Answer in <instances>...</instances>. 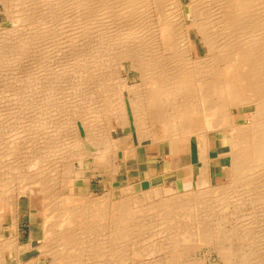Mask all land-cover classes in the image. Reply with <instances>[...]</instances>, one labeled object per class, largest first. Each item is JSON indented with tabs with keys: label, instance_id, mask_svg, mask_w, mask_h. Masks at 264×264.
Returning <instances> with one entry per match:
<instances>
[{
	"label": "bare ground",
	"instance_id": "bare-ground-1",
	"mask_svg": "<svg viewBox=\"0 0 264 264\" xmlns=\"http://www.w3.org/2000/svg\"><path fill=\"white\" fill-rule=\"evenodd\" d=\"M50 1L51 0H0V3L5 10L9 11L10 9L12 11L11 13L15 16L18 13L19 15L23 14L22 17L25 18L36 12L37 9L35 4L40 2L41 7H43ZM60 1L61 0H59V3ZM87 1L88 0L73 1L78 13L76 15L79 17L78 22L75 20L77 23L73 21L77 26L75 27L74 25L73 27V34L76 37L73 36V38L77 39V41H82H79V43L84 42L85 44L87 42L86 39H88L87 37H91L88 42L92 41L94 44L93 46L95 48L97 47L96 50L93 51L94 47L87 42V44L92 47L93 51L90 56L91 62L85 65L83 61L84 58L83 60L80 59L82 56L84 57V54H81L77 47L82 46V44H78V46L76 44L77 41L76 43L70 41L72 38V36L70 37L72 33L70 28H72V26H67L66 24L68 23L65 20L66 23H59L58 25L60 27L66 26L62 29L67 35L65 36V39L67 37V45L63 43L65 42L64 40L61 42L62 40H59L60 38L58 37L59 41H57V39L53 40V29L51 32L53 34L52 37L49 34V42H51L52 39V43L53 41L60 42H56L55 45H60L62 43L65 44L66 47L69 46L74 53L73 57L77 56V62H74L72 65V68L75 70L68 71H73L74 74V71H76V73L78 72L77 74L80 75L78 76L75 74V79L72 82L73 86L71 85L73 90L70 89L72 91H81L83 95L81 93L76 95L75 93L78 97L75 96L76 98L74 99L73 93L69 95L70 97H66V99L58 97L59 100L56 101L58 103L55 101L52 103V99L49 100L50 97L46 98V96H51L50 93L47 94L45 99L43 98L44 101L42 100L43 103H45L43 105L47 107L48 110L50 109V111H48L50 116L61 115V118H56L55 123L60 124L59 122H61L60 125H62L65 121L68 125L67 127L64 126L68 129L64 131L63 125L61 126L63 129H58L57 126L50 130L47 128L49 131L47 130L48 132H45L46 136L37 138L38 140L42 139L41 147H35L33 143L29 144L27 137L31 130L35 132L42 128L47 117H50L44 114V118L41 116L40 118L33 119L35 122L24 127V135H22L20 139L17 140L16 136L15 138L12 136L13 139H10V144L8 146L5 145L6 147L0 150V213L7 211L10 215L11 223L16 225L18 210L23 197H27L29 206L33 204L34 196L38 193L43 195V198H47L48 201L46 204L44 203L41 207L39 206V209L49 205L53 207L56 214V219L53 218L55 222L50 224V227H46L45 231L47 234L49 229L54 228L55 230L56 242L54 245L52 244L54 247L51 248V253H49V255L52 254L53 261L51 264H53V262L54 264H74L75 262H82L81 260L84 256L87 259L91 257L96 258L97 260L95 261H98L99 258L101 264L103 261H106L107 264H109V261L114 263L113 261L119 258L120 251H126V248L129 249L130 242L123 239L128 234H131L129 233L130 230L127 231L128 228L133 227L142 229L144 226L146 227L148 223L149 225L152 223L154 226L160 225L158 227L165 226L164 228H169V230L171 226L178 227L180 225H183V228H190V236H195V239L191 241L195 243L194 245H196V242H205L215 238L217 232L213 235L209 233L206 226L204 227V224L201 225L202 223H199L200 220L204 221L209 217H213L217 211H219V214L214 215V217L216 216V221H218V218L223 219L225 213H221V211H223L225 207L227 208L229 204L234 207V211L239 207L237 205L241 206V204H243L240 202H249L251 204L253 199L255 202L257 199V202L260 200L261 203L264 202V195L260 194L262 195V197H260L259 194V196L254 194L258 191H260L258 193L264 191V0H185L186 2L183 0H89V5L91 4L94 6V8L90 7L92 10L88 7ZM52 2L54 3V0ZM184 2L190 6L189 18L193 24L192 29L199 35L200 41H202L201 51L199 54L195 55L192 51V41L189 37L190 33H188V30L191 28L186 20ZM63 4L62 2L60 5L62 6ZM56 5L57 2L55 3V6ZM52 7V10H55L54 6ZM57 8L59 9L58 6ZM75 9L73 10L75 11ZM9 16L12 15L9 14ZM77 16L74 17V19L78 18ZM70 19L69 21H71ZM40 20H42V18ZM89 20L92 22L90 28L94 30L99 28L95 34H91L90 36L88 34L90 33L88 32L90 31L88 30L89 23H87ZM52 24L56 25L57 23ZM69 24L71 25V23ZM59 26L57 27L56 25L57 28H59ZM53 28L55 27L53 26ZM41 29L42 28H34L31 33H27L29 30L27 32L24 30L26 34L22 26L14 28L13 31L15 32L13 36L15 38H13L15 40L12 39L17 43V45H15L16 53H23L28 56L30 55L29 53L33 52V50L31 52V49L35 48L34 44H31L33 43L32 40L35 41L34 43H39L42 40V42L48 41L46 38L48 35L46 32L47 30ZM10 30L0 28V50L2 53L5 49V47L1 49V47L4 46L2 44L9 38L8 33H10ZM61 33L58 32L60 35ZM58 34L56 35L55 33V36H58ZM63 37L64 36H62V38ZM10 43L12 44V42ZM7 46L9 47L10 45L7 43ZM12 46L13 44L11 48L14 47ZM31 46H33V48ZM83 47H81V49ZM86 47L88 48V46ZM69 48H66L67 51ZM59 49L61 51L64 48ZM6 50L8 51L9 49ZM13 50L15 52V48ZM37 50L36 52L34 51L35 54H32L37 55V58L43 56L45 59L43 55L44 51L42 50V52L41 49ZM56 50L54 51L56 52ZM71 51L69 50V53ZM103 51H109L114 54L112 56L114 60L117 61V68L121 69V71H124V69H126V71L134 70V77L136 80L132 83H125L124 85V80L128 79L126 75L127 78L117 82L118 86L115 82L116 86H114V84L113 88H111L112 82L110 83V78L109 80L107 78L108 72L106 74L104 73L105 76L107 75L106 77L104 76V78L107 79L101 78L103 77L104 71L100 67L106 59L104 61L103 58L102 62V59L96 52L101 54L100 52ZM48 52L47 54H49ZM51 52L48 57L52 54ZM2 53L0 54V59L4 58L2 56H4L5 53H3V55ZM58 54L54 57V54H52L51 57L55 60ZM33 55L31 57H33ZM88 55H90V53ZM59 57L61 59V56ZM16 58V62L13 61L12 64L8 63L7 67L6 64H4L6 62L3 61L5 58L2 60L5 69L7 68L12 76L15 75L17 71L23 69L21 65L22 59ZM37 58L32 59L35 60ZM99 58L101 60H99ZM18 59L20 63L17 62L19 61ZM62 59L65 58L62 57ZM90 59H88V61ZM31 60L30 62H32ZM38 60H40V57ZM80 60L83 61L82 63L84 64H81ZM40 62L41 60L38 63L40 64ZM107 62H112V59ZM36 65L38 64L35 62L33 65L34 67H30H33L32 70H27V77L37 76L35 73H39L40 71L36 72ZM62 66L64 67V65ZM41 67L38 69L40 70ZM51 68L52 67H50V69ZM14 70L16 71L15 74H13ZM56 71H54L55 74H57ZM20 74L22 75V73ZM52 74L51 76H54ZM3 76H5V74ZM15 76L13 78H15ZM71 76L74 78L73 74H71ZM6 77H8V75L3 78ZM29 79L30 78H28V80ZM5 80H3V82ZM10 82V84L14 85L12 81ZM19 82L20 81H18V83ZM81 82L87 84H84L82 88ZM60 83H63V81ZM17 86L16 90H20ZM84 87H86V89H84ZM71 90L69 91L68 89L67 91L71 93ZM67 91H65V93ZM63 94L60 95L63 96ZM126 99L129 101L133 118L132 124L134 125L136 131L135 136L138 142L144 140L154 142L157 140L160 148L166 149L169 156L171 154H178L179 145L181 146L187 143L193 135L205 139L210 132L216 130L223 132V130H226L225 135H228L231 140L230 151H233L231 161L234 166V173H236L235 178H237L239 182L237 185H242L241 189L252 187L250 190H254V193L249 192V190L247 192L246 190L247 193L244 194L243 190L242 192L239 190V193L235 192V195H231L234 191L231 192L228 190L229 188L222 187L215 190V194H213V192L208 190V187L214 185L208 183L206 176L204 179L202 178L203 180L199 185L200 187L197 188L198 193H195L197 189L194 193H192L193 189H186L182 192H178L181 194L178 196L172 194L173 196L170 197L158 198L159 195H161V186L154 184L143 191V198L139 199L136 195L130 194L116 201L117 204L114 207L111 205L109 206L106 202L109 196L94 199L89 196L87 197L86 195L88 193H86V195H83L84 193L82 195L59 193L61 186H73L76 179L79 180V178H83V173L86 171L85 165L88 164V162H92L93 165L96 164L94 168L98 170H106L107 168L114 174L115 170L118 169V163L117 165L114 164V162H117L119 159L118 151L122 150L125 160L127 159L125 156L126 148L121 147L120 143H129L130 140L131 146L135 147L133 135L131 132H127V134L120 138L115 137L114 130L112 129V121L119 123L121 125L120 129L130 124L126 113ZM80 102H82V104L83 102L84 104L85 102H89L90 105L86 103L89 105L88 109H94L92 112H89L90 118L83 116L86 115L84 114L85 112L82 115L80 109L83 105H79ZM1 105L5 104L3 103ZM6 105L8 106V104ZM40 107H42V105H40ZM239 107L242 108L241 116L234 115L232 110L236 111ZM42 110L44 111L45 109L43 108ZM45 113L47 114V112ZM81 116H83V118H81ZM4 117H7V115ZM84 118H88V122L86 121L87 124L81 125V123L83 124L86 120L82 122ZM41 125L43 126L41 127ZM154 126H158L160 131L158 137L152 132V127ZM34 132L33 134L38 131ZM33 134L30 133L31 136ZM64 136L68 137L67 142L64 140ZM33 137L36 138V135H33ZM35 138H33V140ZM191 144L192 143H190V145ZM57 146H59L60 149H58ZM90 147L94 153H89L88 148ZM3 151L5 152L3 153ZM7 157H10V160L7 159ZM5 159L8 161L6 162ZM205 160L206 159H204V161ZM65 169L69 174L64 173L63 176L61 174H63L62 172H64ZM53 174L58 176L59 179L57 178V180H59V184L57 186L55 184L54 187L51 185L50 187L48 186V180ZM55 176L53 175V178H55ZM201 177L203 176L201 175ZM53 178L50 182L56 180ZM260 179L262 181H260ZM237 180L235 179L233 182L237 183ZM228 183L231 185V182ZM230 185L227 184L226 186ZM234 187L236 189L240 188L238 186L236 187L235 184ZM255 188L257 190H255ZM232 196L236 199L232 200ZM103 200H105V203H103ZM80 201H83L85 204L79 206L77 203ZM98 204L104 205L100 206ZM262 207H264V205H262ZM262 207H260L261 209H259V211H257V208L250 211L251 218L246 221L248 223L245 224L242 222L244 228L243 234L240 236L248 238V240L245 243L246 245L244 244L245 246H242L243 250L241 252L238 251L235 246L234 248L230 247L231 249L228 251L229 255H227L228 258H230L231 255L236 254L237 256V253H239L238 255L241 253L240 256L242 257L240 258L243 261L242 264H264V208ZM239 208L236 209L237 212L240 211ZM50 210V212L53 211L52 209ZM247 213L249 212H246V214ZM49 214L51 215L52 213ZM47 218L46 216V220ZM110 218L113 219V222L110 220V226L109 224L108 227L102 225L104 220ZM124 221L128 222L127 224L125 223L126 226L119 227V223ZM179 221L182 222L180 225L178 224ZM144 223L147 224L145 225ZM153 225L152 227H154ZM240 225L238 227H240ZM104 226L106 228H104ZM166 226H168V228ZM102 227L104 228L103 232L100 230ZM231 227L234 228V226ZM226 229L228 231L230 230L228 227H226ZM99 231L102 233L101 236ZM223 231L221 232L223 233ZM234 231V229L230 231L232 236L235 235ZM1 234L0 264H7L5 251L8 249H11L13 254L19 257L20 260V252L22 250L18 252L20 247H18L17 237L12 234L7 236ZM181 234H183L184 237L188 235L182 232ZM179 236L182 235L176 232L175 237L172 236L170 240H166L165 245L157 247L159 250H157V248L153 251H149L147 248L146 250L144 249L143 253L148 252V254H150L151 251L154 254L156 252L158 254V251L164 252V254L161 253L163 257L159 258V256H157L154 260L152 259L153 261L150 262V264H180V253H182V250L185 248L180 249L181 247H179V245L182 240L181 237L179 239ZM237 236H239V234ZM252 239L257 240L253 241ZM52 241L54 242V240ZM187 242H189L188 239ZM48 245L51 247V244ZM130 253L132 252L128 253L126 259H128ZM152 253L150 255H152ZM146 254L147 253H144V256ZM238 259L239 258H236L234 261ZM17 260L15 259L16 262ZM120 261L122 262L123 260ZM104 262L103 264H105ZM237 262L235 261L234 263ZM22 264H33V260H27Z\"/></svg>",
	"mask_w": 264,
	"mask_h": 264
},
{
	"label": "rangeland",
	"instance_id": "rangeland-1",
	"mask_svg": "<svg viewBox=\"0 0 264 264\" xmlns=\"http://www.w3.org/2000/svg\"><path fill=\"white\" fill-rule=\"evenodd\" d=\"M52 1L53 0H51L49 3H47L43 7H41V3L40 2L39 3L37 2L38 4H35V7H36L37 10L33 14L34 16L32 14L30 16L28 15L30 18L28 16H26L25 17L26 19L24 17H22L23 14L22 15L20 14L21 15V18H20L19 13L16 14V16H15L13 13H11L12 11L10 9H9V11L8 10H5V8H3L2 4L0 3V28H4V29H7V30L8 29L9 30L12 29V30H10V33H8V35H9L8 36L9 38H7L8 40L6 39V41H4V43L2 44L4 46H2L1 49H4L3 47H5V49L3 50V53H5V54L2 57H4L5 59L4 58H3L4 60L3 59H0V61H1L2 64H3L2 60L4 62H6L4 64H6V67H7V64L8 63H11L12 64L13 61L16 62L15 61V60H17L16 57H18L20 60L22 59L21 60V62H22L21 65L23 67V69H22L23 71L22 70L17 71L18 74L22 73V75L20 74L21 76L18 75L17 73H16L17 74L16 75L15 74V72H16L15 70H14V73L13 74H15L16 76L15 75L12 76V75H10L11 72L7 68L6 69L8 71L5 69L4 64L2 65L0 63V70L1 69L3 71L6 70L5 72H3L2 70L0 71V77H2V78H0V98H1L0 105L3 104V103L5 104V105H1V107H0V134H2V135H0V150L1 149L3 150L4 147L8 146L10 144V142H9L10 139L12 140L13 137L15 138V136H16L17 140L20 139L22 137V135H24V132H23L24 131V127L26 125H28V124H32V122H35L33 119H36L38 117L40 118L41 116H42V118H44L45 115L46 116H50V114L48 113V111H50V109L48 110L47 107H45L43 105V104H45V103H43V101H44L43 98L45 99V96L47 94L50 93L51 96H48V97L46 96V98H49L50 97L49 100L52 99L53 101L51 100V102L53 103L54 101L56 102L57 100H59L58 97H63V99L64 98L66 99V97H70L69 95H72L74 93L73 97L75 99L76 97H78L76 95L81 93L80 90H79L80 92H78L76 90L75 91H72L73 89L71 87V85L73 86V83L72 82L75 79V74L78 75V76L80 74H77L78 72L76 73V71H74L75 74L73 73V71H68V70H75V69L72 68V65L74 64V62H77L76 61V59L78 60V58H76L77 56H74L73 57V54L74 53L71 51V47L70 48H69V46L66 47L65 44H62V43H61L62 44L61 47H60L61 44L60 45L59 44L58 45L57 44L55 45V43L57 41H59V40H62L61 42H63V40H64L65 42H63V43H66V45H67V37L65 39V36H67V35H66V32L63 31V29H62L64 27H66V26H63L64 25L63 24V25H61L63 27H60L58 25L59 23H61V24L62 23H66V22L68 24L71 23V25L70 24L69 25L66 24L69 27L72 26V28H70L71 29V32H72L71 33L72 35L70 34V37L72 36V38H71L72 40L70 38L69 39H70V41H72V43H76V41H77V39H74L73 38V36L75 37V35L73 34L74 33L73 27L79 21V17L76 15L78 13H77V11L75 9V6H74L75 0H64V1L61 0L60 3H59V0H54V3ZM55 1L57 2V5L56 6H55V3H56ZM183 1H185V0H183ZM62 2L64 4L61 6L60 4H62ZM72 2H73V4H72ZM87 2H88L87 4H88V7L89 8L90 7L94 8V6H92L91 4H90L91 6L89 5V3H90L89 0ZM185 2H184V4H185V16H186V20L188 21V24L190 25V28H191V29L188 30V33H190L189 34V37H190V39L192 41V51H193V54L195 55V54H199L200 53L201 47H202V43H201L202 41H200L199 35L197 33H195V31L192 29L193 24H192V22L190 21V18H189L190 6L187 5ZM52 6H54V9L55 10H52L53 9ZM57 6L59 7V9L57 8ZM72 8L75 9V11ZM92 8H90V9L92 10ZM50 11H52V12H50ZM71 13H73V14H71ZM9 14L12 15V16H9ZM35 14H38V15H35ZM75 15L78 18H75L74 19V17H76ZM39 18L40 19L42 18V20H40ZM56 18L59 19V20H57ZM55 19H56V21H55ZM69 19L71 21H69ZM73 21H75L76 23L73 22ZM28 22L29 23L32 22V23L29 24ZM52 23H54V24L57 23L56 25H57V27L59 26V28H57L56 25H53ZM87 23H89V26H88V30H90V31H88V32H90V33H88L89 36L91 34L92 35L95 34V32L99 28L98 29L96 28L95 30L93 28H90V26H91L90 24L92 23L90 20ZM21 26L23 27V31L24 30H26V32L28 30L30 31V32L28 31L27 33H31L34 28H39V29L42 28L43 30L45 29V31L47 30L46 32L48 33V35H47L46 38L48 39V41L45 38V40H46L45 42H42L43 40L41 39L42 41L39 42L40 41L39 40L38 41L39 43H34L35 42L34 40H32L33 43H31L32 45L34 44V47H35V48H33V46H31L33 48V49H31V52L33 50L32 53L35 54V52H36L37 49L38 50L41 49V51L43 50L45 52L44 53L42 51L45 59L43 58V56H39L40 57V60H41L40 64L38 63L40 60H38L39 57L38 58L36 57L37 55H33L32 53H29L30 55L27 56V55H24L22 52H21L22 54H19V53L17 54L16 53V47H15V45H17V43H16V41H14L15 40L14 39L15 37L13 36V34H14L15 31H13V29L16 28V27H21ZM53 26L55 28H53ZM75 27H77V26L75 25ZM27 28H29V29H27ZM52 29H53V32H52ZM54 29H56L57 31L61 29L62 31L61 30L58 31L59 33L62 32L61 35L58 34V32L56 30H54ZM72 29H73V31H72ZM51 32L54 33L53 40L54 39L55 40L57 39V41H53V43H52V39H51V42H49L50 41L49 36L51 35V37H52V35H53ZM64 32H65V34H64ZM55 33H56V35L58 34V36H55ZM11 34H12V36H11ZM10 36H11V40L14 39L13 40L14 42L10 40ZM25 36H23V37H25ZM62 36H64L63 37L64 39L62 38ZM54 37H56V38H54ZM57 37L60 38V39L58 40ZM87 38L88 39H86V40L88 42V40H90L91 37H87ZM9 41L12 42V44L14 46V47L12 46L13 48H11V45L12 44ZM79 41L80 40H78L76 44L77 45L78 44L79 45L82 44V46H79L78 45L79 47H77V48H79L78 50H80L79 52L81 54H84V57L81 55L82 58H80V59L83 60V58H84L83 61H84L85 65H87L89 62H91L90 56H91L92 52L96 50L97 47L95 48L93 46L94 44L92 43V41L88 42V44H90L91 46L94 47L93 48V51H92V47L90 45H88L87 42L84 44V42L83 43H79ZM6 42L8 43V45H10L9 47L7 46V43ZM80 42H82V41H80ZM42 43L43 44L45 43V44L43 45ZM57 43H60V42H57ZM83 44H84V47H83ZM86 46H88V48ZM81 47H83V48L81 49ZM14 48H15V52L13 50ZM59 48H64V49H62L63 51L62 50L60 51ZM66 48H69L68 51H67ZM6 49H9V50L7 51ZM53 49L54 50L57 49L59 51L56 50V52H55ZM48 50H49V52H48ZM69 50L72 53L71 52L69 53ZM89 50H90V52H89ZM51 51H53L55 53H53ZM0 52L2 53L1 50H0ZM47 52L49 54H50V52L52 54H54L53 57L56 56V54H58L60 52L58 54V56L56 57L58 60L56 58L54 60V58L51 57L52 54L50 55L51 58L48 57L49 54H47ZM62 52H64V53H62ZM3 53H2V55H3ZM86 53H87V55H86ZM89 53H90V55H88ZM100 53L101 54H99L98 52H96V54L98 56H100V58L102 59V62H103V58H104V61L106 59L105 62H103V63L101 62L103 65H101L100 68H102L103 71H104L103 72V77H101V78H103V79H107L108 78V80L110 78V80H109L110 83L111 82L113 83V84L111 83V85H112L111 88H113V85L115 84V82L117 84V82L120 81L121 79L127 78L126 75L128 76V79H125L124 80L125 81V82H123L124 85H125V83H132L133 81L136 80L135 77H134L135 76V71L134 70L126 71V69H124V71H121V69H118L117 68V66H118L117 65V61L114 60V58L112 56L114 54H112V52L103 51V52H100ZM32 55H33V57H31ZM107 55H108V57H107ZM26 56L28 57V59H27ZM29 56H30V58H29ZM59 56H61V59H60ZM85 56L86 57L88 56L87 59H86ZM62 57L65 58V59H62ZM14 58H16V59H14ZM32 58L33 59L34 58H37V59H35L36 60L35 61ZM41 58H43V59H41ZM100 58H99V60H101ZM88 59H90V60L88 61ZM111 59H112V62H107V61H110ZM20 60L17 61V62L20 63ZM30 60L33 63L30 62ZM42 60H44V61H42ZM54 61H56L57 63L54 62ZM83 61H81V64H84V63H82ZM35 62H36V64H38V65H36V67H37L36 72L37 71L38 72L40 71L41 73L40 72L39 73H35L37 75V76L34 75L35 78L33 76H30V77L28 76L27 77L26 74L28 73L29 70H32V68L34 67L33 65H34ZM55 63H56V65H55ZM24 64H26V65H24ZM39 65H41V66L42 65H45V66H42L41 67ZM62 65H64V67ZM31 66H33V67L30 68ZM65 66H66V68H65ZM39 67H41L42 69L40 68V70H39L38 69ZM50 67H52V68L50 69ZM46 69H47V71H46ZM56 69H57V71H56ZM65 70H67V71H65ZM42 71H43V74L45 73L44 75L42 74ZM54 71H56L57 74H55ZM62 71H63V73H62ZM60 72H61V74H60ZM107 72H108V77L107 78H104V76H105V74ZM50 73L51 74L53 73L52 75H54V76L56 75V76L55 77L54 76H51ZM4 74H5V76L8 75L9 78L8 77L3 78V77H5V76H3ZM71 74H73L74 78L71 76ZM14 76H15V78H13ZM10 78H12V79H10ZM28 78H30V79L28 80ZM40 78H42V79H40ZM68 78H70V79H68ZM2 79L3 80L6 79V80L3 82ZM21 80H23L24 83ZM10 81H12V83L14 85L10 84L11 83ZM18 81H20V82L18 83ZM61 81H63L64 84L63 83H60ZM122 81H121V83H122ZM51 82H52V84H51ZM70 83H72V84H70ZM80 84H82V88H83L84 84H87V83H85V82L82 83L81 82ZM116 84L114 86H116ZM17 85H19V86H17ZM5 86H6V88H5ZM16 86L20 90H16ZM117 86H118V84H117ZM14 87H15V89H14ZM3 89H5V90H3ZM52 89H53L54 92L52 91ZM68 89H69V91L71 90L72 92L71 93L68 92L67 91ZM84 89H86V87H84ZM58 90H59V92H58ZM55 91H56V93H55ZM60 91H61V93H60ZM65 91H67V92L65 93ZM43 92L44 93L46 92V93L44 94ZM59 93L60 94H63L64 93V94H63V96H61ZM75 93H76V95H75ZM114 96H116V95H114ZM3 97H5V98H3ZM55 97H57V98H55ZM78 99H80V98H78ZM35 100H36V102H35ZM41 102H42V104H41ZM56 103H58V102H56ZM86 103H89V102H85V104ZM6 104H8V106ZM85 104H84V102H83V104H82V102H80L79 105H83V107H81L80 111H82V115L85 112L84 114H86V115H83V116H87L88 118H90L89 117L90 116V113L89 112L90 111L92 112L94 109H91L90 108V110H89L88 109V106L90 105V103H89V105L86 104L87 106ZM40 105H42V107H40ZM43 108L45 109L44 111L47 112L48 115L42 110ZM126 113H127V117L129 119L130 124L129 125H126L125 127H123V128L120 129L121 125L119 123H115L114 121H112V129L114 130L115 137H119V138L122 137L123 135L127 134V132L128 133L129 132L132 133V135H133V143H134L135 147L134 146H131L130 140H129V143H122V142L120 143V146L121 147L126 148L125 156H126L127 159L125 160L122 150L121 151L119 150L118 151V157H119V159H118L117 162H114V164H116V165L118 163V169L115 170V173L114 174H112V172L110 170H108L107 168H106V170H103V169L102 170L101 169L98 170V169L94 168L96 164L93 165L92 162H88V164L85 165L86 171H84V173H83V175H84L83 178H79V180L76 179L73 186H71V185H63V186H61L60 187L61 189L59 190V193H63V194H81V195L83 193H84L83 195H86V193H88L86 196L87 197L89 196L90 198H94V199H96L98 197H104V196L107 197V196H109V199L110 200L108 199L106 202L108 203L109 206L111 205L112 207L116 206V204H117L116 201H118L120 198H123L125 196L130 195V194H132L134 196L136 195L137 198H139V199L140 198H143V191L145 189L149 188L151 185H154V184L161 186V192H160L161 195H159L158 198H163V197L166 198V197H170V196H173V195L174 196L181 195L178 192H176L174 189L171 188V186L169 185L168 181H166V182L164 181L163 182L162 179H160L155 174L156 170H157V173H158L159 167L162 165L163 160L168 161L169 159H175V157L178 154H176V155L175 154H171L169 156L168 153H167L168 151L166 149L160 148L159 142L157 140L154 141V142H151L149 140H144L142 142H138V140H137V138L135 136V134H136L135 132L136 131H135L134 125L132 124L133 118H132L131 109H130V106H129L128 99H126ZM232 113L234 115L241 116L242 108L239 107V108L236 109V111H233L232 110ZM6 115H7V117H4ZM83 116H81V118H83ZM56 118H61V115L60 116H55L54 115L53 117L51 115L49 118L47 117L45 123L43 124L44 126L41 125V127L42 126L43 127L40 128L39 130H37L38 132L35 131L37 133H35L33 130H31V132L29 131L31 134H33V132H34L35 133V134H33L34 136L36 135V138H35V137H33V135L31 136L30 133L28 132L29 133V136H28L29 139L27 137V141L29 142V144L30 143H33L35 147H41V145H42V141L41 140L42 139L38 140L37 138H39L40 136L41 137H45L46 136V133L45 132H48L51 128H56V126H57L58 129L59 128L60 129H63V127H64V131H66V129H68V128H65V126L67 127V125H68L67 122L64 121L63 124H62L63 127H61L62 126V125H60L61 122H59L60 124L55 123L56 122L55 121ZM88 118L87 119L86 118L82 119V122H83V120H85V119L86 120H85V122H83V124L81 123V125L87 124ZM13 120H15V121H13ZM57 122H58V120H57ZM154 127H152V132L155 135H157V137H158L160 131L158 129V126H156L155 128ZM41 132H43V133H41ZM223 132L225 134L226 130H223ZM32 137L35 138V139L33 140ZM228 139H229V143H230L231 140H230L229 136H228ZM64 140L67 142L68 141V137H65L64 136ZM35 142H37V143H35ZM38 142H40L41 144L38 143ZM183 145L184 144H182L181 146L179 145V150L183 147ZM62 146H66V145H62ZM57 147H58V149H60L59 146H57ZM132 148H134V149H132ZM88 150H89V153L90 152L91 153L92 152L94 153V151L92 150L91 147L88 148ZM4 152L5 151H3V153ZM232 152H231V155H232ZM137 156H138V161L139 162H141L144 159V157H146L149 161L151 160V163L152 164H150V163H148V164L147 163L146 164H141V163L139 164L138 163L137 164L136 163ZM9 158L10 157H7V159H9ZM7 159H5L6 162L8 161ZM231 167H232V170H231ZM233 167L234 166L232 165V161H231V165H230V167H228L227 177L224 179V181L222 183H220L219 185H214V186L208 187V190L211 191V192H213V194H215L214 193L215 190H218V189L224 187V188H227V189L229 188L228 190H230L231 192L234 191L231 195H235V192L239 193L240 192L239 190H241V192L243 190L244 194L247 193L248 190H249V192H253L254 193V190L253 191L250 190L252 187H246V188L241 189V186L242 185H240V184L237 185L239 182H238L237 178H235L236 177V175H235L236 173H234V168ZM69 168H70V166H69ZM62 173L63 174H61V175H63V176H64V173L69 174V172L66 169ZM53 175L55 176L56 174H53ZM53 175H51L52 177L51 176L49 177L51 180L50 179L48 180V186H50V187H51V185L54 187L55 184H56V186L59 184V180H57L58 176L56 175L57 177L55 176V178H53ZM143 176L144 177L145 176H147V177L149 176V177H151V179H145V178H143ZM154 176H156V177H154ZM52 178L53 179H56L57 181L54 180V182H50V181H52ZM231 179H232V181H231ZM235 179L237 180V183L236 182L235 183L233 182V181H235ZM260 181H262V180L260 179ZM228 182H231V185ZM227 184L230 185V186H226ZM234 184H235L236 187L238 186L240 188L236 189L234 187ZM209 188H211V189H209ZM195 190L196 189L192 190V193H194ZM199 190H201V189H199ZM246 190H247V192H246ZM255 190H257V189L255 188ZM258 190H259V188H258ZM258 192H260V191H258ZM258 192L254 193V194L256 196L258 194L259 195L260 194L264 195V193H262L264 191H261V193H258ZM195 193H198V189H197V191ZM255 195H253V196H255ZM262 195H260V197H262ZM243 197H244V195H243ZM256 198H255V200H256ZM231 199L233 200V199H236V198L232 196ZM257 200L255 202L254 199H253L251 201V204L249 202H247V203L245 202L244 203V202H240L238 200L240 203H243V204H241V206L240 205H237L240 208L239 207H237V208L235 207L236 209L239 208V210H240V211L238 210L239 212H237L236 209L234 210L235 211L234 212L233 211V208L234 207L229 204L228 207H227L228 209L225 207L223 209V211H221V213H225L224 215L222 214L224 216V218L223 219H219L218 218V221H216L217 219H215L216 216L214 217V215L219 214V211H217V212L215 211L216 213L213 215L214 218L213 217H211V218L209 217V218L205 219L204 221L203 220H200L199 223H202L201 225L204 224L203 226L204 227L206 226V229H207V231L209 233H212V235H213L214 233L217 232V234H215V238L209 239L208 241H205V242L199 241L198 243L196 242V245H194L195 243L191 242V241H193L192 239H195L194 238L195 236H190V233H189L191 231V230H189L190 228H183V225H180V223H182L180 221L178 222V224L180 226H178V227H175L174 226L175 227L174 228L173 226L170 225L171 226V229L170 230H169L168 226H166L168 228V229H166V228H164L165 226L164 227H158L160 225H158V226L155 225L154 226L152 223H150V225H149V223L148 224L147 223H144L145 225L147 224V226L146 227L144 226L142 229L141 228L140 229L139 228H133V227L132 228H128L127 231L130 230L129 233H131V234H128L127 236H125L126 238L124 237L123 239H126L127 241H129L131 247L129 246V249L126 248V251H120V253H119L120 256H118L119 258H117L115 261H113L114 263H112L111 261H109V264L110 263L116 264L117 262H118L117 264H121V263L122 264H147V263L150 264V262H152L154 260V258H157V256H159V258H161V257H163V254H164L163 251H161V252L158 251V254H157V252L154 254V253H152V251L155 250L158 246L159 247H162L163 245H165L166 240H170L172 236L175 237V233L176 232H179L180 235H182V236H179V239L181 237V240H182V242H180V245H179V247H181L180 249H184L185 248L184 250H182V253H180V261H181V262L179 261L180 264H232L235 261L236 262L238 261V262L237 263H234V264H242L243 261L240 258V257H242V256H240L241 253H240V255H238L239 253H237V256H236V254L231 255L230 258H228L227 255H229L228 254V251H230L229 249L234 248V246H235V248L238 249V251L241 252L243 250V247L246 245L245 243L247 242L248 238H245V237L240 236V235L243 234L242 233L243 232V228H244L243 227L244 226L243 223H245V224L248 223L246 221H248L249 218H251L250 211L254 210V208H257V211H259V209H261L260 207H262V205H264V202L261 203V200L260 199H259L260 200L259 202H257ZM47 201H48L47 198H43V195H41L40 193H38V194H36L34 196L33 204H31V206H29L28 205V202H27V197L26 198L23 197L22 200H21V202H20V206H19V210H18V219H17L16 225H14V224L11 223V218H10V215H9V213L7 211H4V212H1L0 213V234L2 233L1 235H3V236L4 235L7 236L9 234L10 235L11 234L12 235H15L17 237V239H18V247H20V250L18 252H20L22 250L20 252V260H19V257H16V255L13 254V252L11 251V249L6 250L5 251V256H6L7 264H22V263L26 262L27 260L29 261L30 259L33 260V264H51L52 263V261H53L52 260V254L49 255V253H51V248L54 247V246H52V244L54 245L55 242H56V239H55L56 238V236H55V230H54V228L53 229H49L47 231V234H46L45 231H46V227H50L49 225L50 224H53V222H55L54 220L56 219V214H55V211H54L53 207L52 206H49V205L46 206V207L44 206L43 208H40L39 209V206L41 207V205H43L44 203L46 204ZM103 201H104L103 203H105V200H103ZM79 203H77L79 206H82V205L85 204L83 201H80ZM98 205H100V206L102 205L103 206L104 204H98ZM262 208H264V207H262ZM50 209H52L54 212L53 211L50 212L51 211ZM246 212H249V213L246 214ZM49 213H52L53 216H52V214L50 215ZM46 216L48 217L47 220H46ZM53 218H55V219H53ZM107 220H104L103 221L104 224L102 223V225H106L108 227V224H109V226H110L111 225V221L113 222V219L110 218V219H107ZM150 221H148V222H150ZM108 222H110V223H108ZM217 222H219V223H217ZM125 223L127 224L128 222L127 221H124V222L119 223V225H120L119 227L126 226ZM151 224L154 227H152ZM239 225H240V227H238ZM231 226H234V228L231 227ZM129 227H130V224H129ZM226 227H228V229H230V230L228 231L226 229ZM102 228H100L101 232H103L104 228H106V227L104 226V228L103 229ZM123 228H126V227H123ZM240 228H241V230H240ZM233 229L235 230L234 231L235 232V235L238 232L237 235L239 234V236L236 235V237H235V235L234 236L231 235L230 231H232ZM217 230H219V231H217ZM139 231H141V232H139ZM162 231H164V232H162ZM221 231H223V233ZM101 232L99 231L100 236L102 234ZM181 232L184 233L185 235L188 234L189 236L186 235L184 237V235L181 234ZM192 232H193V230H192ZM160 233H161V235H160ZM50 238H54V239H50ZM127 238H129V239H127ZM106 239H107V237H106ZM187 239H188L189 242H187ZM52 240H54V242ZM252 240L255 241L257 239H255V240L252 239ZM185 242H187V243H185ZM132 243H134V244H132ZM157 243H159V244H157ZM236 243L237 244H240L241 246L240 245H237ZM48 244H51L50 245L51 247H49ZM236 245H237V247H236ZM27 247H29V248H27ZM239 247H242V248H239ZM146 248L149 251L152 250L151 251L152 255H150L151 253L148 254V252H144V253H147L144 256L143 250L144 249L146 250ZM150 248H153V249H150ZM157 250H159V248H157ZM129 252H132V253H130L131 256L129 255L128 259H126ZM161 253H163V254H161ZM80 256H81V254H80ZM233 256L236 257V258H239L240 260L238 259V260H235L234 261V259H236V258H234ZM121 258H123V259H121ZM15 259L16 260L18 259L17 262L15 261ZM119 259L120 260H123V261L121 262ZM95 260H97V259L96 258H92V257L90 259H87L84 256V257H82V260H81L82 262H80V261L78 262L77 261L78 263L75 262L74 264H79V263H81V264H94V263H98L99 264V262L101 264V261H99V258H98V261H95ZM103 262H102V264H103ZM104 263L107 264L106 261ZM53 264H54V262H53Z\"/></svg>",
	"mask_w": 264,
	"mask_h": 264
},
{
	"label": "crops",
	"instance_id": "crops-1",
	"mask_svg": "<svg viewBox=\"0 0 264 264\" xmlns=\"http://www.w3.org/2000/svg\"><path fill=\"white\" fill-rule=\"evenodd\" d=\"M190 143L193 145H190ZM230 150L228 135H225L224 132L220 130L210 132L205 139L193 135L190 137L189 141L183 145L182 149L179 150L175 159H169L168 161L163 160L158 173L156 170L155 174L162 179L163 182L168 181L171 188L176 192L199 188L205 176L209 184L219 185L227 177L228 167L231 165ZM204 159H206V162ZM136 163L152 164L151 160L149 161L146 157L139 162L138 156L136 158ZM201 175L203 177H201ZM143 178L151 179L149 176L148 178L147 176H143Z\"/></svg>",
	"mask_w": 264,
	"mask_h": 264
}]
</instances>
